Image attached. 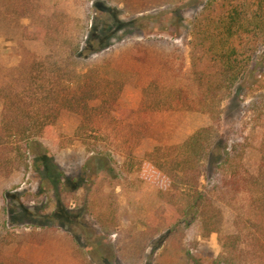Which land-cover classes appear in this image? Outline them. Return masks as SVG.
<instances>
[{"label": "rangeland", "instance_id": "rangeland-1", "mask_svg": "<svg viewBox=\"0 0 264 264\" xmlns=\"http://www.w3.org/2000/svg\"><path fill=\"white\" fill-rule=\"evenodd\" d=\"M235 7L241 15L232 36L210 30L215 38L204 41L195 34L208 18L232 26ZM257 9L264 22V0H0V124L7 101L15 103L13 112L29 124V140L42 147L39 156L21 161L20 171L0 174V264H264V214L250 202L264 188L231 198L222 193L210 159L201 190L216 198L221 233L201 238L195 224L183 248L177 243L182 234L161 244L149 228L153 213L171 209L160 196L168 180L149 171L153 156L163 157L198 131L213 126L220 143L247 136L252 148L243 165L258 172L264 99L242 113L264 96V38L245 23ZM99 39L103 48L94 45ZM208 47L239 52L235 85L212 112L168 106L171 99L156 84H174L169 61L186 69ZM250 71L259 73L247 78ZM124 110L132 111L133 128L120 116ZM47 116L53 120L45 127ZM123 140L115 157L120 163L112 164L104 153ZM129 159L133 166L122 168ZM12 207L13 214L4 210ZM233 235L239 248L230 252L221 238Z\"/></svg>", "mask_w": 264, "mask_h": 264}, {"label": "trees", "instance_id": "trees-1", "mask_svg": "<svg viewBox=\"0 0 264 264\" xmlns=\"http://www.w3.org/2000/svg\"><path fill=\"white\" fill-rule=\"evenodd\" d=\"M244 10L246 11L245 8ZM240 15L241 12L235 7L231 12L232 26L229 25L226 28L223 24H210L213 21H210L208 18L203 24L195 28V34L198 33L197 35L204 37V41H206V37L210 39L215 38L216 35L210 33V30L218 31L222 29V31H225L223 34L226 38L230 35L232 36L234 34L232 32V27L240 22ZM250 15L252 16H247L245 23L251 26L253 30H256L258 34L257 37L260 41L261 38H264V22H260L262 13L257 9L255 13L251 12ZM242 25H244V23ZM105 30L108 29L105 28ZM95 34V32L92 33V36ZM221 39L226 41L224 38ZM97 43L94 45H97V47L101 45L103 48L105 41L99 39ZM94 45L89 44L87 50L91 52L95 51ZM208 48L207 51L202 50L198 60L194 61V64L186 69L184 67H176V63L174 64L173 61H169L170 69L173 72L169 77L175 81L174 84L172 83L168 86H166L165 83L160 86L156 84V89L160 88L163 93L162 96L166 97L165 100L168 98L171 99L167 101L168 106L175 107V109L178 108L179 110H193L197 112L208 110L212 112L216 101H218V97L220 100V96L227 95L231 87L235 85L234 78L231 77L233 74L232 71H235V68L243 63V61L237 57L239 52L236 51V54L214 53L211 47ZM176 52L178 51L174 50L171 56L176 55ZM197 52L198 51H194V54ZM206 54L208 55L206 56ZM246 55L248 54H245V56L243 55L241 59L243 57L246 58ZM141 57L143 56L139 55L137 58L141 59ZM255 68L258 69L257 66H255ZM258 73L250 71L247 78L249 76L252 78L256 77ZM160 77L162 76L160 75ZM188 79L191 80L190 83H188ZM238 80L239 78H237V81ZM153 83H155V81H153ZM150 88H153V86L151 85ZM148 89L149 87L147 88V92ZM263 99L264 96H261L256 102L252 103V105L250 104L247 109L245 108L242 113L247 114L249 111H254L253 108L259 106ZM66 100H64V102ZM78 100L82 101V98H78ZM117 100L118 96H115L112 103L115 104ZM14 105L16 104H10V102L7 101V114L2 124H0V174L3 177H9L18 170L20 171L21 161L26 162L24 159L32 153V155L35 154L39 156V150H42L39 142L29 140V124L20 122L22 120L19 121L18 114L13 112L14 109H16L12 107ZM68 105L73 106V102L68 100ZM124 112L125 113L120 116L123 118L127 115L125 117V119L127 118L126 125L127 127L133 128L135 117L132 111L124 110ZM112 117V121H116V114H112ZM46 119L53 120L52 118L49 119V117L45 118V120L42 121L45 127L46 124L49 126V124L52 123V121H49V123ZM44 121H46V123ZM48 131H50V129ZM136 133L137 132L134 130L131 135L137 136ZM138 134L140 133L138 132ZM138 137L140 136L138 135ZM216 137L215 128L210 126L209 128L198 131V133L190 137L184 144L167 149L163 157L153 156V161H151V165H149V171L153 176H162V178L164 177L165 180H168L167 188L160 191V196L163 201L166 202V205L171 208L165 209L163 212L153 213L154 215L149 220L151 232L153 231V233L155 232L156 235L158 234L162 237L161 244L169 241L172 236L176 239V236L182 234L184 240L182 239L183 241L181 240L177 243H180L184 248L186 242H192L187 236L189 235L190 229L195 224H199L200 226L201 238H207L213 233H221V209L216 205V198L214 195L210 198V194L201 190L200 180L205 172L206 162H209V159L210 163H215L213 171L214 175L220 181L222 193H227L231 198L239 199L242 192L249 187L255 189H259L260 187L264 188V148H260L262 157L258 165V172L254 174L250 173L243 165L247 149L252 148L250 146L251 144H247V141L249 142L247 136L243 137L245 142L237 140L231 144L227 141L222 142L223 144L220 143V141L217 142L218 140H216ZM118 140L120 141V136L114 137L113 145L116 144ZM125 142L126 141L123 140L121 145L120 143L119 146L116 145L115 149H112V152H108V155L105 152L104 154L106 156L103 155V157L105 156L109 160H111L112 157V164L119 165L120 160L119 158L115 159V157L120 156L117 152H119V149L122 148ZM242 143L246 144V146H242ZM88 145L91 146V148L93 147L92 151H90L98 154L97 157L101 159L99 156L100 150L96 147V144L89 143ZM128 146H131V144L129 143ZM160 150L161 149H158L155 152L157 153V151ZM130 151L132 150L130 149ZM41 157L43 161L45 157ZM215 157H217L216 161H212ZM129 160L126 163H122L121 167L127 168V165L130 164L133 166L132 161L130 160L129 162ZM16 167H18V169H16ZM149 179L151 178H148V180ZM263 192L264 190L259 192L260 196H251L250 202L254 209L256 208V211H262L264 214ZM9 195L11 198L14 197L13 194L11 195L9 193ZM4 210L9 211L10 214L15 213L13 207L12 209L4 208ZM13 218L12 220H14ZM221 239L222 242L224 241V249L235 252V250L239 248L237 236H224ZM196 243L198 242L194 239L192 246ZM156 248L155 250H158V248Z\"/></svg>", "mask_w": 264, "mask_h": 264}]
</instances>
